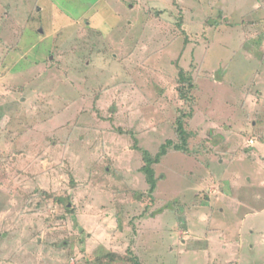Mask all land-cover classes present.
Instances as JSON below:
<instances>
[{
	"label": "rangeland",
	"instance_id": "rangeland-1",
	"mask_svg": "<svg viewBox=\"0 0 264 264\" xmlns=\"http://www.w3.org/2000/svg\"><path fill=\"white\" fill-rule=\"evenodd\" d=\"M1 258L264 264V0H0Z\"/></svg>",
	"mask_w": 264,
	"mask_h": 264
},
{
	"label": "trees",
	"instance_id": "trees-1",
	"mask_svg": "<svg viewBox=\"0 0 264 264\" xmlns=\"http://www.w3.org/2000/svg\"><path fill=\"white\" fill-rule=\"evenodd\" d=\"M184 125L185 124L182 120L178 124L176 131L179 142L177 144L168 141L165 145L161 147L160 152L155 157L148 152L143 153L144 167L141 170L146 175L147 182L150 185V191L152 193H154L157 188L156 173L154 166L161 163L163 157L168 154L169 149H173L176 152H188L189 150L188 141L190 136L189 133L186 131ZM68 211L70 212V210ZM113 255L114 254H111V257H113ZM108 257L110 258V254H108ZM134 264H140V262L138 260H135Z\"/></svg>",
	"mask_w": 264,
	"mask_h": 264
},
{
	"label": "crops",
	"instance_id": "crops-1",
	"mask_svg": "<svg viewBox=\"0 0 264 264\" xmlns=\"http://www.w3.org/2000/svg\"><path fill=\"white\" fill-rule=\"evenodd\" d=\"M160 217H162V216H160ZM160 217H158V218H160ZM206 217H207V216L203 215L202 218H204V220H205ZM151 218H152V217H151ZM154 219H157V218H154ZM220 238H221L222 242L224 243V240H226V239H225V238H226L225 235L222 234V235L220 236ZM227 243L230 244V242H227ZM224 244H225V243H224ZM233 244H235V246L237 245V243H233ZM239 247L241 248L242 246H239V245H238V248H239ZM223 248H224V250H226L225 247H223ZM1 261H2V258L0 259V263H1Z\"/></svg>",
	"mask_w": 264,
	"mask_h": 264
}]
</instances>
